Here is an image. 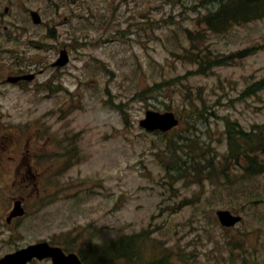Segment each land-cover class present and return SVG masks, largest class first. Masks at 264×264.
Listing matches in <instances>:
<instances>
[{
	"label": "rangeland",
	"instance_id": "obj_1",
	"mask_svg": "<svg viewBox=\"0 0 264 264\" xmlns=\"http://www.w3.org/2000/svg\"><path fill=\"white\" fill-rule=\"evenodd\" d=\"M220 3L0 0L3 146L22 134L47 151L37 150L45 165L67 167L41 184L49 189L37 201L46 208L35 200L26 220L10 227L2 220L0 258L62 236V245L98 264V247L126 236L142 259L168 247L192 264H264V175L242 185L228 184L238 170L231 181L219 178L227 124L264 122V86L252 90L264 80V18L222 33L199 25ZM65 49L69 64L54 67ZM247 49L246 58L233 56ZM30 73L32 82L6 81ZM149 110L174 112L180 124L147 132L140 121ZM194 159L204 160L197 171H213L212 180L195 181ZM218 210L243 221L224 228Z\"/></svg>",
	"mask_w": 264,
	"mask_h": 264
},
{
	"label": "trees",
	"instance_id": "obj_2",
	"mask_svg": "<svg viewBox=\"0 0 264 264\" xmlns=\"http://www.w3.org/2000/svg\"><path fill=\"white\" fill-rule=\"evenodd\" d=\"M220 9L206 17L209 30L222 33L233 25H244L252 21L264 18V0H225L220 4ZM205 22V21H204ZM253 49L244 50L233 55L236 60L244 59L252 54ZM222 63V62H220ZM264 86V80L255 83L252 90ZM227 151L224 156L226 165L219 170V178L231 181L232 173L238 170L239 180L236 184L242 185L246 180H256L264 175V122L256 124L251 129H245L241 124L229 122L226 127ZM186 165V161H184ZM195 181L212 180L213 171H197L200 165H204L203 159H194ZM184 167L180 166V170ZM204 175V176H202ZM205 177V178H204ZM219 184V183H218ZM144 235V234H143ZM135 241L132 237H122L112 241L107 246L98 247L96 251L102 254L98 264H131L141 260V264H192L186 255H177L165 247V253L156 258L140 257V249L134 248ZM102 249V251H101ZM177 256L182 259L178 260Z\"/></svg>",
	"mask_w": 264,
	"mask_h": 264
},
{
	"label": "flooded vegetation",
	"instance_id": "obj_3",
	"mask_svg": "<svg viewBox=\"0 0 264 264\" xmlns=\"http://www.w3.org/2000/svg\"><path fill=\"white\" fill-rule=\"evenodd\" d=\"M2 18L3 13L0 12V24ZM1 42L2 39L0 38ZM36 135L42 137L39 132ZM10 139L13 142L9 141L8 145L4 147L2 143L4 140L0 134V224L2 220H5L6 227L26 220V217L31 216V202L41 196L44 198L42 191L48 193L49 188H42L41 184H44L46 180L51 182L65 171L57 163L45 165L44 158L40 157L38 151L42 154L47 153V151L42 150L40 147L36 148L34 142L31 143L30 140L24 142L19 135ZM21 139L22 143L20 145ZM63 139L65 141L66 137L62 135L60 141ZM49 144L54 145L55 149L62 153V143L56 144L51 140ZM59 170L60 172H58ZM59 173L60 175H58ZM14 206H18L23 212L25 211V215L23 217H11ZM2 232L3 228L1 227L0 234ZM1 243H4V239Z\"/></svg>",
	"mask_w": 264,
	"mask_h": 264
},
{
	"label": "water",
	"instance_id": "obj_4",
	"mask_svg": "<svg viewBox=\"0 0 264 264\" xmlns=\"http://www.w3.org/2000/svg\"><path fill=\"white\" fill-rule=\"evenodd\" d=\"M33 20L36 24L41 22L38 12H32ZM69 63V54L66 50L61 52V56L55 65L65 66ZM35 75H25L19 77H9L8 81L16 83L21 79L31 80ZM141 126L149 131L162 130L167 132L179 124V120L173 112L160 113L157 111H148L146 118L140 122ZM17 208V207H16ZM16 211H19L18 208ZM22 214V212H18ZM220 223L225 227H233L242 221L241 216H236L227 210L217 212ZM52 258L53 264H82L76 254L65 255L59 248L51 247L48 243H38L31 245L27 249L19 251L13 255H8L0 260V264H28L34 258L40 260Z\"/></svg>",
	"mask_w": 264,
	"mask_h": 264
}]
</instances>
